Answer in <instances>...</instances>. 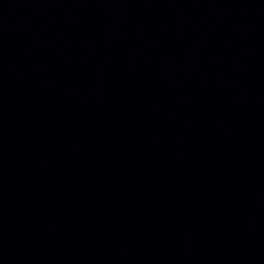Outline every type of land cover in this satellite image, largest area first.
I'll list each match as a JSON object with an SVG mask.
<instances>
[{"label":"water","instance_id":"obj_1","mask_svg":"<svg viewBox=\"0 0 264 264\" xmlns=\"http://www.w3.org/2000/svg\"><path fill=\"white\" fill-rule=\"evenodd\" d=\"M0 264H264V0H0Z\"/></svg>","mask_w":264,"mask_h":264}]
</instances>
